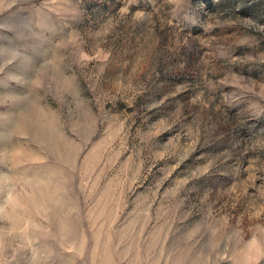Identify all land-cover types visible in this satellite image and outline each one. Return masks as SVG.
<instances>
[{
  "label": "rangeland",
  "instance_id": "rangeland-1",
  "mask_svg": "<svg viewBox=\"0 0 264 264\" xmlns=\"http://www.w3.org/2000/svg\"><path fill=\"white\" fill-rule=\"evenodd\" d=\"M0 264H264V0H0Z\"/></svg>",
  "mask_w": 264,
  "mask_h": 264
}]
</instances>
